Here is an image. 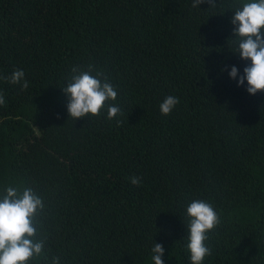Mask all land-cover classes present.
<instances>
[{"label": "trees", "instance_id": "obj_1", "mask_svg": "<svg viewBox=\"0 0 264 264\" xmlns=\"http://www.w3.org/2000/svg\"><path fill=\"white\" fill-rule=\"evenodd\" d=\"M244 2L0 0V198L43 200L29 264H155V243L164 264H192L195 200L221 219L203 264H264V92L229 75L251 64L233 42ZM89 65L123 115L70 118L62 88ZM17 69L26 91L5 79ZM167 96L180 102L165 116Z\"/></svg>", "mask_w": 264, "mask_h": 264}, {"label": "clouds", "instance_id": "obj_2", "mask_svg": "<svg viewBox=\"0 0 264 264\" xmlns=\"http://www.w3.org/2000/svg\"><path fill=\"white\" fill-rule=\"evenodd\" d=\"M207 2L212 8L216 7V0H193L192 7H200ZM231 7V6H230ZM231 23L234 43L238 45L235 53L245 60L251 61L249 66L240 75L236 66L231 67L229 75L232 79L239 77L238 85L243 86L247 80V92L255 95L264 92V0H249L236 7L233 11ZM92 66L87 71L77 67L71 69L69 83L62 90L67 94V110L70 118L75 120L86 118L91 114L99 117L106 108L107 118L112 120L123 115L122 109L113 103L117 100V91L114 85L102 71L93 76ZM5 79L13 84L20 85L27 90L29 82L25 79L23 70L13 71ZM101 79L104 82H101ZM179 98L167 96L160 104L162 115H170ZM5 105L3 93H0V106ZM117 123L121 121L117 120ZM131 184L141 185L142 178L129 177ZM6 194L0 198V264H29L34 257L43 253L44 240L37 239L38 217L44 208L42 198L33 189L7 187ZM189 219L188 244L192 264H203L205 257L211 255V249L206 245L209 233L221 223V219L213 206L202 200H195L187 207ZM165 249L162 244L155 243L152 248V259L155 264H164L162 257ZM52 264H60L59 257H54Z\"/></svg>", "mask_w": 264, "mask_h": 264}]
</instances>
